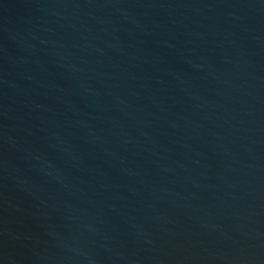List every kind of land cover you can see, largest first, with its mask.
I'll return each mask as SVG.
<instances>
[{
	"label": "water",
	"instance_id": "obj_1",
	"mask_svg": "<svg viewBox=\"0 0 264 264\" xmlns=\"http://www.w3.org/2000/svg\"><path fill=\"white\" fill-rule=\"evenodd\" d=\"M0 264H264V0H0Z\"/></svg>",
	"mask_w": 264,
	"mask_h": 264
}]
</instances>
